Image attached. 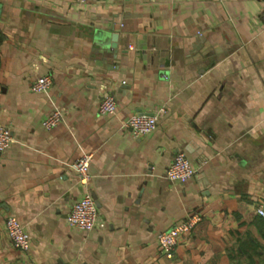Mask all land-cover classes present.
Returning <instances> with one entry per match:
<instances>
[{"label": "crops", "instance_id": "0c3cea01", "mask_svg": "<svg viewBox=\"0 0 264 264\" xmlns=\"http://www.w3.org/2000/svg\"><path fill=\"white\" fill-rule=\"evenodd\" d=\"M262 9L0 0V124L14 139L0 153V264H264ZM44 74L49 90L31 91ZM105 92L113 114L97 112ZM55 106L63 120L45 129ZM140 113L157 124L134 138L123 123ZM176 151L195 170L184 183L164 175ZM82 152L93 154L87 188L71 167ZM85 192L101 229L67 224ZM193 212L200 222L166 257L157 232ZM8 214L30 235L27 252L7 238Z\"/></svg>", "mask_w": 264, "mask_h": 264}, {"label": "built area", "instance_id": "2783aa9c", "mask_svg": "<svg viewBox=\"0 0 264 264\" xmlns=\"http://www.w3.org/2000/svg\"><path fill=\"white\" fill-rule=\"evenodd\" d=\"M74 1L81 4L86 0ZM260 1L263 4L261 26L264 29V0ZM51 83L50 75L44 74L30 83V90L33 92L45 93L49 90ZM115 110L116 102L114 96L109 92L103 93L98 101L97 112L106 115L113 114ZM162 111L163 108L158 110V112ZM62 120V109L55 106L53 110L43 118L41 123L45 129H50ZM123 124L124 127L130 131L132 137L137 138L151 132L156 127L157 115H147L143 113L133 114ZM13 141L14 139L10 129L0 124V153H2L5 148L9 147ZM92 157L93 154L91 152H82L71 164V167L76 172L78 182L83 185L84 188H87L91 179L89 167ZM194 171L186 154L183 151H176L171 162L165 168L164 175L171 182L184 183L193 176ZM256 213L264 219V204H259L257 206ZM200 220L201 215L198 212H193L171 228L158 231L156 234V241L163 254L168 258H172L179 238L189 233ZM66 221L70 227L84 231H93L103 227V223L98 217L95 200L89 192H85L71 204ZM4 231L14 248L23 252L29 250L31 243L30 235L15 215L8 214L5 217Z\"/></svg>", "mask_w": 264, "mask_h": 264}, {"label": "water", "instance_id": "95a60500", "mask_svg": "<svg viewBox=\"0 0 264 264\" xmlns=\"http://www.w3.org/2000/svg\"><path fill=\"white\" fill-rule=\"evenodd\" d=\"M112 39L114 40V39H115V36H113V37H112ZM111 45H112V46H115V44H114V43H113V44H111Z\"/></svg>", "mask_w": 264, "mask_h": 264}]
</instances>
